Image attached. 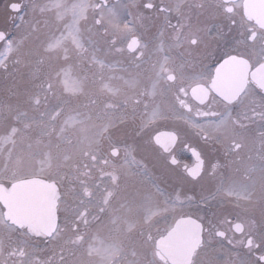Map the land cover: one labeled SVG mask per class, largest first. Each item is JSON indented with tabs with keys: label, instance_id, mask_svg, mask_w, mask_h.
Returning <instances> with one entry per match:
<instances>
[{
	"label": "flooded vegetation",
	"instance_id": "flooded-vegetation-1",
	"mask_svg": "<svg viewBox=\"0 0 264 264\" xmlns=\"http://www.w3.org/2000/svg\"><path fill=\"white\" fill-rule=\"evenodd\" d=\"M248 2L0 0V264H174L190 225L185 264H264V29ZM28 179L54 188L49 233L7 215Z\"/></svg>",
	"mask_w": 264,
	"mask_h": 264
},
{
	"label": "water",
	"instance_id": "water-1",
	"mask_svg": "<svg viewBox=\"0 0 264 264\" xmlns=\"http://www.w3.org/2000/svg\"><path fill=\"white\" fill-rule=\"evenodd\" d=\"M248 13L259 27L264 29V0H249ZM12 196L4 201L7 215L18 227H27L36 233H49L55 224V194L54 188L40 179H28L17 182L11 187ZM6 199V198H5ZM8 205V206H7ZM188 221H180L174 229L175 235L185 231ZM184 227V228H183ZM188 242L176 245L174 253L185 256L175 259L174 264H185L189 261L192 251L198 245V235L189 227Z\"/></svg>",
	"mask_w": 264,
	"mask_h": 264
},
{
	"label": "snow or ice",
	"instance_id": "snow-or-ice-1",
	"mask_svg": "<svg viewBox=\"0 0 264 264\" xmlns=\"http://www.w3.org/2000/svg\"><path fill=\"white\" fill-rule=\"evenodd\" d=\"M18 10V5H16L15 3H11L9 5V11H17ZM181 91H183V89H181ZM178 163V162H176ZM176 163H173V167L176 166ZM203 173L201 172L200 174H197V175H192L190 176L189 178L192 179V180H199L200 179V175H202ZM210 175H216V165L214 164L213 165V168L210 170ZM190 198H191V201L193 203H199V206L203 207V206H206L204 201H199L197 202L196 199H195V195L193 194H190ZM149 239H151V236L149 235Z\"/></svg>",
	"mask_w": 264,
	"mask_h": 264
}]
</instances>
